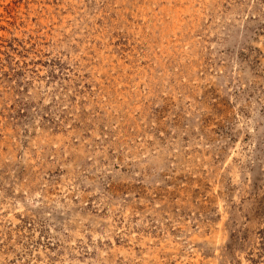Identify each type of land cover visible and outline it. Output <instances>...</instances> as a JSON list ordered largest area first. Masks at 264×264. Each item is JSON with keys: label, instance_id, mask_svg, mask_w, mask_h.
<instances>
[{"label": "rangeland", "instance_id": "obj_1", "mask_svg": "<svg viewBox=\"0 0 264 264\" xmlns=\"http://www.w3.org/2000/svg\"><path fill=\"white\" fill-rule=\"evenodd\" d=\"M0 264H264V0H0Z\"/></svg>", "mask_w": 264, "mask_h": 264}]
</instances>
